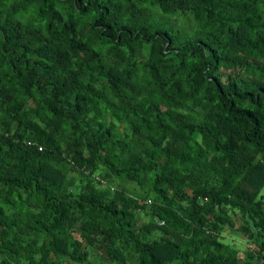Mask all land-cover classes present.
Wrapping results in <instances>:
<instances>
[{
	"label": "trees",
	"instance_id": "16d2710c",
	"mask_svg": "<svg viewBox=\"0 0 264 264\" xmlns=\"http://www.w3.org/2000/svg\"><path fill=\"white\" fill-rule=\"evenodd\" d=\"M263 186L264 0H0V264H264Z\"/></svg>",
	"mask_w": 264,
	"mask_h": 264
},
{
	"label": "rangeland",
	"instance_id": "374dc122",
	"mask_svg": "<svg viewBox=\"0 0 264 264\" xmlns=\"http://www.w3.org/2000/svg\"><path fill=\"white\" fill-rule=\"evenodd\" d=\"M177 22H178V25L182 23V19L178 18L177 19ZM115 184H119V185H124L126 188H129V189H133L134 186L133 184H129V183H123V182H119L117 180L114 181ZM260 196H262L264 198V186L260 189ZM235 232L232 231V230H229V229H226L223 231V242L225 243H228L229 244H232L233 246L235 247H238L239 249H245L246 247V242L241 238V237H235ZM242 255V252H240ZM94 257L93 256H89V260H92ZM95 264H98L97 262H99L97 259H94L93 260ZM64 264H72V263H69V262H65Z\"/></svg>",
	"mask_w": 264,
	"mask_h": 264
}]
</instances>
